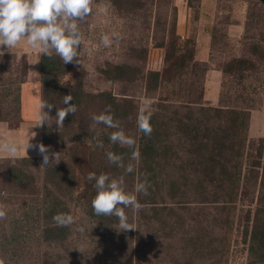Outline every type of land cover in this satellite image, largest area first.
I'll list each match as a JSON object with an SVG mask.
<instances>
[{
	"label": "trees",
	"instance_id": "obj_1",
	"mask_svg": "<svg viewBox=\"0 0 264 264\" xmlns=\"http://www.w3.org/2000/svg\"><path fill=\"white\" fill-rule=\"evenodd\" d=\"M247 1L245 39L250 27L262 23L261 16L250 14L255 0ZM189 2L194 4L196 0ZM138 4L143 6L141 1ZM174 35L173 45L163 43L171 48L162 71L144 72L141 65L127 63L112 64L105 71L115 80L135 81L141 76L146 80L148 91H158L166 82L179 86L178 90L172 87L169 93L178 94L181 100L161 97L151 103L148 110L152 113L153 131L150 136L138 130L140 110L132 100L119 99L109 92L92 95L69 80L54 79L59 72L60 57L54 53L50 57L41 54L42 102L53 105L50 111L47 107L42 109V114L45 111L50 116L46 123L51 127L43 125V140L48 152L52 144L64 136L66 127L70 130L67 133L77 136L72 140L73 160L63 158L46 168L48 189L40 214L44 222L42 237L48 244L68 241L70 226H60L53 217L70 214L69 204L75 195L85 205L88 216L97 223L100 234L107 237V232L119 221L115 216L94 214L92 200L97 192L96 181L88 180L89 173L97 177L103 173L116 179L124 176L129 192L135 184L147 182L148 194H137V200L143 205L139 209V227L144 230L146 246L166 252L168 264H229L234 242L240 235L248 264H264V137H249L251 111L259 102L256 96L264 80L258 78L259 83L244 86L243 92L234 97L225 91L228 75L245 76L247 71L257 74L260 67L241 56L228 65L217 66L224 74L219 106H208L205 74L209 64L195 60L193 40L181 41L176 31ZM252 49L264 59L263 45L253 43ZM175 57L180 59L179 63L172 62ZM174 65H178V71L172 73ZM188 66L192 74L184 72ZM199 72L203 73L200 85ZM26 80L27 72L20 78L14 96L20 117L21 87ZM7 91L9 97L11 88L7 87ZM67 95L72 96L70 103L76 106L77 112L65 118V128L58 133L55 116L58 108L65 107L63 100ZM94 101L100 103L103 113L110 106L114 120L120 122L126 135L133 132L135 144L131 148L111 143L109 135L116 129L89 123L92 116H88V105ZM97 136L103 141V148L96 146ZM133 151L139 152L138 158H132ZM107 152L121 155L125 168L131 164L133 172L126 173L125 168L110 163ZM80 172L84 181L80 180ZM129 209H125L126 215ZM155 227L157 232L152 237ZM44 264H56V261L47 255Z\"/></svg>",
	"mask_w": 264,
	"mask_h": 264
},
{
	"label": "rangeland",
	"instance_id": "obj_2",
	"mask_svg": "<svg viewBox=\"0 0 264 264\" xmlns=\"http://www.w3.org/2000/svg\"><path fill=\"white\" fill-rule=\"evenodd\" d=\"M140 1L143 6L138 4ZM255 2L256 5L252 6L250 14L261 16L262 23L248 29V38H243L244 35L241 39L230 38L223 28H220L215 43L212 63L216 66L223 67L241 56L260 67L257 74L247 71L245 76H227L225 91L232 97L242 93L244 86L247 87L252 82L259 83L261 80L258 81V78L264 80V59L254 54L252 49L253 43L264 46V0ZM91 7V14L84 20L77 21L83 41L78 49V57L68 64L61 60L59 72L54 79L69 80L92 95L109 92L119 99L132 100L139 110L148 100L153 102L161 97H169L173 101L181 100L178 94L169 93L172 87L179 89L177 84L173 86L172 83L166 82V86L164 84L160 90L148 91L146 80L141 76L135 81L115 80L105 72L112 64L124 63L141 65L144 72L164 69L167 51L169 52L171 47L167 45V48L163 43L173 45L176 31L172 0H93ZM222 20L225 21L226 18L223 17ZM113 32L116 35L111 37V46L104 47L101 44V36ZM180 40L184 41L182 38ZM51 51L56 54L54 50ZM40 55L39 51L28 46L25 41L13 49L8 50L7 46L0 48V142L12 136L11 141L22 146L21 138L17 137L31 134L29 137L37 136L38 142L30 143V140V144L38 146L42 137V143L47 145L43 140V125H39L42 115ZM172 62L179 63L180 59L175 57ZM176 71L178 65L172 67V73ZM187 71H191L190 66L184 72ZM25 72L27 80L22 84L20 117L14 96ZM198 77L200 85L203 73L199 72ZM7 87L11 88L9 97ZM197 88L195 86L196 92ZM256 94L258 91L254 95ZM256 98L259 102L251 111L249 127L256 133L264 134V85ZM101 113L103 109L98 101L88 105V116L93 117ZM92 122L90 119L89 123ZM63 127L65 128V122ZM63 127L59 129L56 126L58 133L63 131ZM64 130L70 131L68 127ZM67 131L63 132L64 136L60 140L52 144L47 165L42 166V155L35 156L38 147L30 148L31 150L22 157L0 158V202L8 205L6 217L0 219V258L5 259L6 264H44L47 255L52 261L55 260L56 264H168L165 260L166 252L146 246L144 230L139 227L138 222L139 210L129 209L127 213V223L134 229L123 230L118 224L108 231L107 237L104 238L77 195L69 204L74 223L70 225L68 241L64 244H48L44 241V222L40 214L48 189L45 172L55 161L63 158L73 160L71 146L72 140H76L77 136ZM250 135L249 133L250 138H259ZM129 136L133 138V132H130ZM79 174L80 180L84 181L82 172ZM156 227L152 237L156 235ZM234 245L229 264H248L247 251H244L241 235L236 238Z\"/></svg>",
	"mask_w": 264,
	"mask_h": 264
},
{
	"label": "clouds",
	"instance_id": "obj_3",
	"mask_svg": "<svg viewBox=\"0 0 264 264\" xmlns=\"http://www.w3.org/2000/svg\"><path fill=\"white\" fill-rule=\"evenodd\" d=\"M93 0H0V48L7 46V49L15 48L19 43L25 41L28 46L36 49L41 54L51 56L52 51L60 57L64 64L71 63L78 57V49L82 45V34L77 21L84 20L91 14ZM115 33L103 34L101 44L110 47ZM78 62V61H77ZM72 101V96H64V108H58L56 112V126L60 129L64 126V120L69 114H76L77 108ZM152 101L148 100L141 106L137 118L138 130L146 136H150L153 128L150 123L151 111L148 109ZM40 107L51 110L53 105L42 102ZM50 119L49 112L43 111L39 125L46 123ZM95 124H104L106 127L116 129L111 132L109 139L112 144L132 147L135 141L126 135L118 120H114L110 106L104 113L93 115ZM97 147L103 148V141L97 136ZM37 148L43 156V165L49 164L48 146L40 143L38 146L28 144L27 149ZM22 151L15 141L5 140L0 142V158H17ZM58 154V153H57ZM55 154V159L57 158ZM110 163L125 168L123 157L113 152L106 153ZM139 156L138 151L132 152V158ZM41 166V167H42ZM126 173L133 172V166L127 165ZM96 181L94 187L97 189L92 200V209L97 216H115L118 218L120 228L123 230L134 229L127 223L128 217L125 209L130 208L138 211L142 205L137 200L136 194H148L147 182L134 185L132 192L127 191L124 176L118 179L110 177L108 174L89 173L88 180ZM8 205L0 202V219L6 217ZM60 226L68 227L74 223L73 216L61 213L53 217ZM0 264H6L5 259L0 258Z\"/></svg>",
	"mask_w": 264,
	"mask_h": 264
},
{
	"label": "crops",
	"instance_id": "obj_4",
	"mask_svg": "<svg viewBox=\"0 0 264 264\" xmlns=\"http://www.w3.org/2000/svg\"><path fill=\"white\" fill-rule=\"evenodd\" d=\"M172 2L173 7H175V28L177 34L184 41L193 40L195 42L196 61L209 64V69L205 74V102L208 106L218 107L224 74L216 64L212 63V56L215 53V35L220 33V28H223V31L230 38L241 39L246 32L249 3L247 0H198V2L196 0L194 4H191L189 0H172ZM223 17L226 18L225 21L222 20ZM40 98L42 102L41 81ZM249 133L251 137L264 136V134L253 131L252 127H249ZM30 135L17 137L21 138V143H23L21 154L18 157L25 156L31 150V147L27 149L30 140H32L30 143L35 144L36 141L38 142L37 136L29 137ZM11 139H13L12 136L7 140L11 141ZM40 143H42V137L39 141ZM40 155L38 150L35 156Z\"/></svg>",
	"mask_w": 264,
	"mask_h": 264
}]
</instances>
